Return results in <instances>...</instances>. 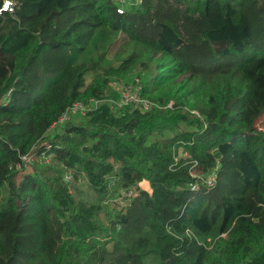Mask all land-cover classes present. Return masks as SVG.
<instances>
[{"label": "trees", "instance_id": "obj_1", "mask_svg": "<svg viewBox=\"0 0 264 264\" xmlns=\"http://www.w3.org/2000/svg\"><path fill=\"white\" fill-rule=\"evenodd\" d=\"M12 2L0 264H264V0Z\"/></svg>", "mask_w": 264, "mask_h": 264}, {"label": "built area", "instance_id": "obj_2", "mask_svg": "<svg viewBox=\"0 0 264 264\" xmlns=\"http://www.w3.org/2000/svg\"><path fill=\"white\" fill-rule=\"evenodd\" d=\"M2 11H8V12L14 11V4L12 0H3L2 5L0 7V13ZM125 91H127V95L124 97L122 95L123 104L132 102L135 105L141 104L142 108L145 110L150 108L151 103L147 99L141 98L137 91L131 90L130 88H128ZM99 101L101 100L91 98L89 99V102L87 104L83 102H75L71 105L69 110L73 111V109L74 110L79 109L82 113H86L89 109L97 107L101 103V102L99 103ZM67 113H64L63 115L60 116L59 122H62L67 117ZM32 158H33V155L29 153L21 155L20 160L16 163L15 167L17 169H21L23 166H26L32 160ZM191 174L194 175L193 173ZM214 179H215V176L211 175L209 179L207 180V184L213 185Z\"/></svg>", "mask_w": 264, "mask_h": 264}, {"label": "rangeland", "instance_id": "obj_3", "mask_svg": "<svg viewBox=\"0 0 264 264\" xmlns=\"http://www.w3.org/2000/svg\"><path fill=\"white\" fill-rule=\"evenodd\" d=\"M90 78H91V75H88L86 77L87 81H89ZM118 83H120V82H118ZM110 89L111 90H115L116 92H118L120 90V88L117 86V83H115V82H112V85H110ZM122 95H123V97L126 96L127 95V91H123ZM100 102L102 103L103 101L101 100V101H99V103ZM72 114L70 116L72 118H69V119H68V114H67V117L61 122V125H63L64 124L63 122H65L66 120L67 121L71 120L72 122H78L81 119L82 115H84L85 113H82L79 109H75V110L73 109ZM257 126H259V128L264 131V116H262L258 120ZM179 127L185 129L186 126L182 123V124H180ZM49 132L53 133V129L50 130ZM168 134H172V132H169ZM40 156H42V154ZM41 158L43 159V161L44 160L46 161L49 157L46 156V155H43L42 157L38 158V160L40 161ZM32 169H33V166L29 167L28 164L26 166H24V171H26V170L29 171V170H32ZM110 186H112V184H110ZM141 187L147 188V182L142 181L141 182ZM70 190L73 192V194H75L79 198H84V199H87L89 201L93 200V192L87 186L86 182L83 180L82 177L73 180V182L71 183V186H70ZM116 195H117V193L114 195L115 200L118 199V197Z\"/></svg>", "mask_w": 264, "mask_h": 264}]
</instances>
